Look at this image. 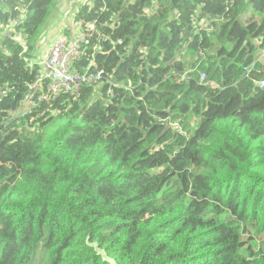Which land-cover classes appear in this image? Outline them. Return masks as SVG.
I'll list each match as a JSON object with an SVG mask.
<instances>
[{
  "label": "clouds",
  "instance_id": "1",
  "mask_svg": "<svg viewBox=\"0 0 264 264\" xmlns=\"http://www.w3.org/2000/svg\"><path fill=\"white\" fill-rule=\"evenodd\" d=\"M0 264H264V0H0Z\"/></svg>",
  "mask_w": 264,
  "mask_h": 264
},
{
  "label": "trees",
  "instance_id": "2",
  "mask_svg": "<svg viewBox=\"0 0 264 264\" xmlns=\"http://www.w3.org/2000/svg\"><path fill=\"white\" fill-rule=\"evenodd\" d=\"M254 103V105H255V102H253Z\"/></svg>",
  "mask_w": 264,
  "mask_h": 264
}]
</instances>
